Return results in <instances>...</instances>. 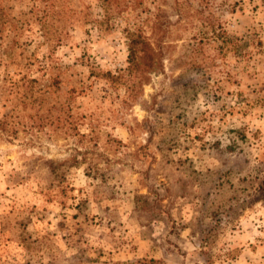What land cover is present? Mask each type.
<instances>
[{"label": "rangeland", "instance_id": "obj_1", "mask_svg": "<svg viewBox=\"0 0 264 264\" xmlns=\"http://www.w3.org/2000/svg\"><path fill=\"white\" fill-rule=\"evenodd\" d=\"M6 114L0 264H264V0H0Z\"/></svg>", "mask_w": 264, "mask_h": 264}, {"label": "trees", "instance_id": "obj_2", "mask_svg": "<svg viewBox=\"0 0 264 264\" xmlns=\"http://www.w3.org/2000/svg\"><path fill=\"white\" fill-rule=\"evenodd\" d=\"M128 71L130 74H137L139 77L143 76L144 73H147L154 69L156 63V57L158 54L154 52L151 45L144 40H132L129 48H128ZM27 84H22L20 87L24 89L23 94H21V101L20 103L25 107L28 94L30 96L35 93L31 84L34 81L29 80L26 82ZM32 97V96H31ZM30 97V98H31ZM14 115L6 114L0 120V134L1 137H4L8 141H12L18 135V122L14 121ZM29 125L30 129H37V130H44V127L47 123H52L51 118L47 116L44 117L42 114H39V109L36 113L32 116H29ZM152 262V261H151Z\"/></svg>", "mask_w": 264, "mask_h": 264}]
</instances>
